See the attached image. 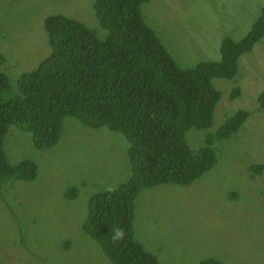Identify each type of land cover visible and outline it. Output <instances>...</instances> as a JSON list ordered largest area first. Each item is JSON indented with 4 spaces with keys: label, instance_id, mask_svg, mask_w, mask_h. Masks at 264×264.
I'll list each match as a JSON object with an SVG mask.
<instances>
[{
    "label": "rangeland",
    "instance_id": "rangeland-1",
    "mask_svg": "<svg viewBox=\"0 0 264 264\" xmlns=\"http://www.w3.org/2000/svg\"><path fill=\"white\" fill-rule=\"evenodd\" d=\"M94 0H0V70L13 92L24 71L45 58L50 47L44 17L61 14L81 21L103 39ZM264 0H149L144 22L175 63L190 68L218 60L221 41H238L258 19ZM233 78H212L219 97L208 128H189L197 149L237 111L239 127L214 137L213 165L187 185L142 187L134 198V239L158 264H264V31L237 58ZM128 141L105 126L92 128L63 116L56 143L39 150L30 131L8 124L1 149L11 165L28 159L32 180L0 187V264H111L81 224L88 199L130 174ZM73 191L69 192V188ZM73 193V195H71Z\"/></svg>",
    "mask_w": 264,
    "mask_h": 264
},
{
    "label": "trees",
    "instance_id": "trees-1",
    "mask_svg": "<svg viewBox=\"0 0 264 264\" xmlns=\"http://www.w3.org/2000/svg\"><path fill=\"white\" fill-rule=\"evenodd\" d=\"M146 1L94 0V15L107 31L103 39L75 18L47 15L43 28L50 51L20 74L17 92L0 70V187L9 180H32L36 174L31 160L16 165L7 161L1 140L8 124L30 131L39 150L56 143L66 115L88 127L118 131L127 139L130 174L88 199L81 224L111 264H158L133 237L134 198L142 187L187 185L213 165V138L234 132L246 112L237 111L215 133L206 134L197 150L188 145L185 132L211 125L219 97L212 78H233L238 56L264 31L262 7L240 40L221 41L218 60L182 68L144 22L141 6ZM3 58L0 55V63ZM199 264L222 263L208 258Z\"/></svg>",
    "mask_w": 264,
    "mask_h": 264
},
{
    "label": "clouds",
    "instance_id": "clouds-1",
    "mask_svg": "<svg viewBox=\"0 0 264 264\" xmlns=\"http://www.w3.org/2000/svg\"><path fill=\"white\" fill-rule=\"evenodd\" d=\"M198 148H200V147H198ZM198 148H197V149H198ZM197 149H195V150H197Z\"/></svg>",
    "mask_w": 264,
    "mask_h": 264
}]
</instances>
